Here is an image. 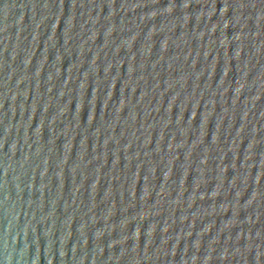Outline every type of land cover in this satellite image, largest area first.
Returning a JSON list of instances; mask_svg holds the SVG:
<instances>
[{
	"label": "water",
	"instance_id": "water-1",
	"mask_svg": "<svg viewBox=\"0 0 264 264\" xmlns=\"http://www.w3.org/2000/svg\"><path fill=\"white\" fill-rule=\"evenodd\" d=\"M0 264H264V0H0Z\"/></svg>",
	"mask_w": 264,
	"mask_h": 264
}]
</instances>
